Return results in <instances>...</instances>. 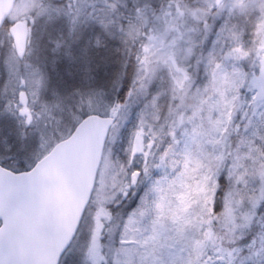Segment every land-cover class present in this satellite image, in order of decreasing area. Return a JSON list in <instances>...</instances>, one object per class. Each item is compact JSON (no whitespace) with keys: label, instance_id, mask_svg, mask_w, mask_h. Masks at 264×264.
<instances>
[{"label":"snow or ice","instance_id":"1","mask_svg":"<svg viewBox=\"0 0 264 264\" xmlns=\"http://www.w3.org/2000/svg\"><path fill=\"white\" fill-rule=\"evenodd\" d=\"M73 145L71 215L0 264H264V0H0V178Z\"/></svg>","mask_w":264,"mask_h":264},{"label":"water","instance_id":"2","mask_svg":"<svg viewBox=\"0 0 264 264\" xmlns=\"http://www.w3.org/2000/svg\"><path fill=\"white\" fill-rule=\"evenodd\" d=\"M82 148L73 145L62 158L47 164L34 178H0V223L7 220L13 233H23L30 248L43 255L46 243L37 226L50 216L67 217L76 195V181L82 168Z\"/></svg>","mask_w":264,"mask_h":264}]
</instances>
